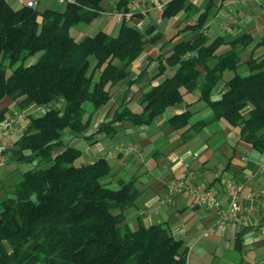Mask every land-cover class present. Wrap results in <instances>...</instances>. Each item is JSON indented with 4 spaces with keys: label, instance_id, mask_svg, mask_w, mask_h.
<instances>
[{
    "label": "trees",
    "instance_id": "1",
    "mask_svg": "<svg viewBox=\"0 0 264 264\" xmlns=\"http://www.w3.org/2000/svg\"><path fill=\"white\" fill-rule=\"evenodd\" d=\"M101 1L74 0L62 11L39 12L27 5L15 10L0 0V101L9 98L18 111L31 105L46 108L45 114L25 119L23 132L10 149L15 161L31 168L9 193L0 194V264L187 262V249L166 222L148 225L140 219L136 230L127 225L126 213L140 196L135 180L120 181L117 189L108 187L111 166L106 158L76 166L82 152L63 141L65 131L90 140L94 134L86 131L99 108L111 101L120 83H135L128 80L130 65L161 39L156 25L140 29L126 21L119 24L116 36L100 31L75 41L70 30L99 18ZM212 1L194 25L179 29L169 42L182 32L201 30ZM187 2L171 0L161 18L193 9ZM251 45L249 58L242 61L241 54ZM260 47L264 49V33L259 41L244 32L230 39L218 36L209 41L200 34L194 41H177L168 56L156 58L158 75L166 68L174 73L141 90L142 111L123 105L96 133L113 137L115 124L125 121L149 126L183 103L186 93L198 90L196 102H204L211 115L190 124L192 113L187 110L168 118L167 127L184 130L181 137L186 140L191 130L197 133L223 121L238 130L241 142L264 153V58L254 56ZM90 57L94 63L88 62ZM241 65L247 67V75L237 73ZM226 72L233 76L224 81ZM9 116L10 108L0 107V123Z\"/></svg>",
    "mask_w": 264,
    "mask_h": 264
},
{
    "label": "crops",
    "instance_id": "2",
    "mask_svg": "<svg viewBox=\"0 0 264 264\" xmlns=\"http://www.w3.org/2000/svg\"><path fill=\"white\" fill-rule=\"evenodd\" d=\"M5 1L15 10L23 8L30 1H36L34 8L37 10L40 7L39 12L51 9L50 7L55 4L60 5L57 0ZM121 1L102 0L101 10L114 11L122 10L125 7L129 9L134 2V0H127L126 5L118 8L117 5ZM170 1L161 0L165 4ZM188 2L193 6V9L181 10L173 18H161L159 20L158 14L154 10V4L147 1L136 10L135 16L129 21L131 25L141 29L156 25L155 32L160 34L161 39L156 44L146 47L140 62L133 67V72L128 80H135V83L129 84L128 81L120 83L116 87L111 101L99 108L95 114L92 125L86 131L87 135H94L90 140H84L94 141L98 149L97 157L92 160L88 159L85 164L92 163L102 157L118 161L114 167L111 166V175L107 182H116L121 177L122 172H125L130 180H135V185L140 192L136 206L126 213L127 225L131 230L133 229L131 226L134 227L133 230H136L140 219L148 225L166 222L173 237L181 240L183 248L187 249L186 264H189L191 253L197 251V249H199L197 251L198 264H264V195H262L264 192V171H260L261 166H264V153H258L245 145L240 146L239 134L229 130L227 124L223 121L212 123L197 133L191 130L185 135V137L188 136L186 140L181 137L184 130L172 131L166 125L168 118L187 110L192 113L190 124L198 122H194L193 119L198 118L201 114H204L207 118L211 115L210 108L204 102H196L200 96L198 90L186 93L183 103L169 108L164 115L156 118L152 123H155V128L151 130L146 127L152 124L135 127L130 125L129 122H123L128 123L124 132L134 135L131 142H135L141 157H135L124 151L114 154L112 157H108L106 154L98 155L103 148L102 145H98V141L102 139L112 140L115 136L106 137L96 133L107 118L123 105L130 109L129 105L138 103L141 90L146 86L156 85L164 78L172 76L174 73L172 68H166L163 74L158 75L159 61L156 58L159 55L162 57L168 56L177 41H194L200 34L212 41L218 36L235 35L242 32L251 34L256 39L257 33L261 32L262 35L264 33V0H213L210 15L206 18L201 30L182 32L172 42H169L171 38L177 35L179 29L187 24L194 25L196 23L199 15L207 7L209 0H188ZM111 21L112 19L103 18L98 30L105 32L106 27H113L112 24H109ZM260 50H263V48H258L255 53ZM243 66L245 65L240 67ZM248 73L247 69L246 75ZM226 75L223 76L224 81L232 77ZM218 97L219 95L215 92L213 99ZM188 104L190 105L188 106ZM14 107L13 105L10 109V115L20 112ZM27 109H31V106ZM22 122L24 123V121ZM118 125L115 124L116 133L119 132ZM159 129L164 133L165 140L171 146L165 159H163L165 153L157 149L150 141L157 136ZM228 138L233 140L235 147L230 146ZM13 140H7L5 134L0 131V148L3 145L0 149L1 193L6 186L5 182H10V178L13 180L14 176H18L15 173L22 166H28L23 162L15 161L10 150ZM66 140L74 143L77 139L74 138L71 132L65 131L63 141L67 143ZM107 143L111 153H116L120 148H115L114 144L110 147V142L107 141ZM117 146H121V142ZM144 146H148L150 150H145ZM226 147L231 150L232 155L225 162L219 157V153ZM236 147H241V149L237 150ZM239 153L246 154L247 158L242 157L241 163L239 162L240 164H234L233 166L232 156ZM168 159L171 161H167ZM165 160L167 164H165ZM153 170L156 171V174H152L151 171ZM190 170L192 172H188ZM23 172L24 170L21 175ZM186 172L194 175V182L199 188L213 190L224 207L227 206L224 183L231 181L241 184L243 188L239 200L241 205L239 220L225 226L217 225L215 211L197 206L194 200L186 194L175 196L171 203H166V185L186 175ZM120 181L118 180V182ZM252 194L259 196L256 205L257 210L254 214L248 215L244 209Z\"/></svg>",
    "mask_w": 264,
    "mask_h": 264
},
{
    "label": "built area",
    "instance_id": "3",
    "mask_svg": "<svg viewBox=\"0 0 264 264\" xmlns=\"http://www.w3.org/2000/svg\"><path fill=\"white\" fill-rule=\"evenodd\" d=\"M57 1L61 4H66L68 2H73L74 0ZM147 1L154 4V10L158 14L160 20L165 6V3L161 2V0H134L133 5L127 10L100 11L99 15L106 19H113L119 24L131 21L135 16L136 10H138V8ZM27 6L34 8L36 6V1L28 2ZM45 113V107L31 105V109H25L20 112L12 113L8 119L1 122L0 131L5 134L7 140H13L23 132V125L20 124L21 121H25L29 115L38 116ZM2 146L0 149H2ZM121 151L128 154L131 153L135 157H141L136 145L129 144L125 147H120L114 154H119ZM114 154H109L108 157L113 156ZM260 171H264V166H261ZM242 188L241 184H236L231 181L224 183V193L227 202V206L224 207L222 202L215 196L213 190L199 188L194 182V175L192 173H187L186 175H183L179 179L166 185L165 202L171 203L175 196L186 194V196L194 200L197 206L207 210H214L216 214V224L225 226L239 220V212L241 211L239 200L241 199ZM262 195H264V192ZM258 198L259 196L252 194L249 199V203L244 209L246 214L252 215L256 212Z\"/></svg>",
    "mask_w": 264,
    "mask_h": 264
},
{
    "label": "rangeland",
    "instance_id": "4",
    "mask_svg": "<svg viewBox=\"0 0 264 264\" xmlns=\"http://www.w3.org/2000/svg\"><path fill=\"white\" fill-rule=\"evenodd\" d=\"M58 2V1H57ZM25 3V2H24ZM59 3V2H58ZM60 5H54V6H52V7H50L51 9H54V10H57V11H62L63 9H64V6H65V4H61V3H59ZM62 9V10H61ZM37 10H40V7H38L37 8ZM112 11V10H111ZM99 17H100V15H99ZM102 20H103V17H101V18H98V19H96L95 20V22L93 23V24H81V25H78V26H76V27H73V29H72V31H70L71 32V36L75 39V41H77V42H80L84 37H86V36H92V35H94V34H96L97 32H99L100 30H98V27H99V25H100V23L102 22ZM109 24H112L113 25V27L112 26H108V27H106L105 28V32H107V33H109V34H111L112 36H116L117 35V33H118V29H119V23H117L115 20H113L112 19V21L109 23ZM108 24V25H109ZM139 28V27H138ZM141 29V28H140ZM143 29H145L144 27H143ZM227 33V32H226ZM226 33H224V34H226ZM229 34V33H228ZM257 36H256V40L257 41H259L260 40V38L262 37V34H261V32H259V33H257L256 34ZM232 36V34L231 35H227V38L228 39H230V37ZM252 48V45L251 46H249L242 54H241V59H242V61H245V60H247L248 58H249V52H250V49ZM153 54H155V52H153ZM39 55V54H38ZM38 55H36L35 57H33L32 59H31V61L30 62H35L36 61V59L38 58ZM254 56H256V57H263L264 58V49L263 50H260V51H258L257 53H255V55ZM140 60H141V57L139 58V59H137L136 61H134L131 65H130V67H129V71H130V73H132L133 72V67L135 66V65H137L139 62H140ZM88 62L91 64V63H94V58L93 57H90L89 59H88ZM157 66V65H156ZM155 66V67H156ZM237 73L239 74V75H246V73H247V69H246V67L245 66H243V67H240V69L237 71ZM224 75H226V73L224 74ZM227 75H231V76H233V73H229V72H227ZM226 75V76H227ZM220 85H222V84H220ZM7 105V106H6ZM10 105V106H9ZM13 105L15 106V104L12 102V100H10L9 98H4V99H2L1 101H0V107L1 108H4V107H9L10 109L13 107ZM129 107H130V109L133 111V112H136V113H138V112H141L142 111V106L140 105V104H138V103H133L132 105H129ZM14 108H17V107H14ZM27 109V108H26ZM17 110V109H16ZM207 117H205V115L204 114H201L198 118H194L193 119V121L194 122H196V121H200V120H203V119H206ZM20 124L22 125L23 124V129L25 128V123H23L22 121L20 122ZM119 125H118V133H116L115 134V136L113 137V139L112 140H110V139H102V140H99L98 141V145H102V150H100V152H99V154L98 155H105L106 154V156H108L109 154L110 155H112V154H114V153H111V150H110V148H109V145H108V143H107V141H109L110 142V147L114 144L115 146V148H117V147H125V146H127V145H129V144H132V145H136L135 144V142H131L133 139H134V135H132V134H127V132H124V129H125V126H126V124H128V123H118ZM130 124V123H129ZM155 124V123H154ZM154 124H152L151 126H149V127H146V128H148L149 130H151V129H153V128H155V125ZM131 125V124H130ZM211 126H213V125H211ZM210 126V128H212ZM228 126V125H227ZM132 127V126H131ZM145 128V129H146ZM228 128H229V130H231V131H233L235 134H237L238 133V130L236 129V128H232V127H230V126H228ZM172 131H174L173 129H171ZM233 133V134H234ZM263 133H264V130H263ZM64 135H65V132H64ZM200 136V135H199ZM66 137V136H65ZM65 137H64V139H65ZM201 137V136H200ZM166 138H165V135H164V133L159 129L158 130V134H157V136L154 138H152L150 141H151V143L153 144V145H155V147L157 148V149H159L160 151H162L163 153H165L164 154V157H163V159H165L166 157H167V153L168 152H170L169 150H170V148H171V146L167 143V140H165ZM228 140H229V143H230V146L231 147H235V145H234V143L232 142L233 140L231 139V138H228ZM67 141V143L68 144H71V145H73L74 147H77L78 149H80L81 150V152H82V156H81V158H79L78 160H76L75 161V164L74 165H76V166H79V165H81V164H85V162H87L88 161V159H95L96 157H97V151H98V149H97V147H96V144L94 143V141H88V140H84V139H81V138H79V139H77L74 143L72 142V141H70V140H66ZM121 142V146H117L118 145V143H120ZM232 144V145H231ZM241 145H245V146H248V145H246L245 143H243V142H241L240 141V146ZM249 147V146H248ZM145 150H150V148L148 147V146H144L143 147ZM250 148V147H249ZM236 149L237 150H240L241 149V147H236ZM144 155V154H143ZM232 155V153H231V150L230 149H228L227 147L226 148H224L223 150H221L220 151V153H219V157L220 158H222V160L223 161H227V159H228V157L230 158V156ZM169 156V155H168ZM112 157V156H111ZM233 158L231 159V162H232V165L234 166V164L235 165H237L239 162L241 163V158L243 157L244 159H246L247 158V156H246V154H243V153H239V154H234L233 156H232ZM107 158V157H106ZM134 159V158H133ZM107 160V162L109 163V165L110 166H113L114 167V165L118 162V161H116V160H114V159H112V158H107L106 159ZM167 161H171V160H167ZM167 161L165 160V164H167ZM239 163V164H240ZM8 164V163H7ZM29 168H31L30 166H22V168L21 169H18L17 171V173H15V174H18V176H14L15 178L12 180V178H10V182L8 181V182H5L6 183V186H5V189L3 190V192L1 193V196L2 197H4L7 193H9L10 192V190H11V187H12V185H14V184H16L18 181H20V179H21V172L24 170V171H26L27 169H29ZM192 168V167H191ZM193 169V168H192ZM152 172V174H156V171L155 170H153V171H151ZM188 172H192L191 170L190 171H188ZM188 172H186V173H188ZM176 178H178V177H176ZM118 180H121V181H129L130 180V177L129 176H127L126 175V173L125 172H122V175H121V177L118 179ZM118 180L116 181V182H111L112 184H109L108 185V187H110V188H112V189H117L119 186H118ZM9 184V185H8ZM6 193V194H5ZM5 194V195H4ZM163 198H164V196H163ZM170 224H172V222H170ZM133 229H134V227L133 226H131ZM132 229V230H133ZM176 238V237H175ZM197 251H199V249H197ZM197 251H195V252H193V253H191V255H190V259H189V261H188V263L189 264H198V253H197Z\"/></svg>",
    "mask_w": 264,
    "mask_h": 264
}]
</instances>
